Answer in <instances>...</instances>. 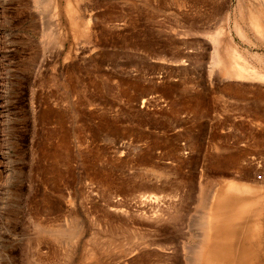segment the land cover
<instances>
[{"label":"rangeland","instance_id":"374dc122","mask_svg":"<svg viewBox=\"0 0 264 264\" xmlns=\"http://www.w3.org/2000/svg\"><path fill=\"white\" fill-rule=\"evenodd\" d=\"M241 260L264 264V0H0V264Z\"/></svg>","mask_w":264,"mask_h":264},{"label":"bare ground","instance_id":"6f19581e","mask_svg":"<svg viewBox=\"0 0 264 264\" xmlns=\"http://www.w3.org/2000/svg\"><path fill=\"white\" fill-rule=\"evenodd\" d=\"M258 75H259V74H258ZM259 97H260V96H259ZM240 176H241V175H240ZM242 176H243V175H242ZM250 187H251V186H250ZM260 187H261V186H260ZM260 187H259V188H260ZM229 188H230V189H234V190H236V191H239V190L241 191V190H245V189L247 188V186H245V185H234L233 188H232V187H229ZM261 189H262V188H261ZM250 192H251V191H250ZM231 194H232V193H231ZM259 194H260V193H259ZM259 194H258V195H259ZM233 195H234V194H233ZM233 195H231V196H233ZM247 195H248V194H247ZM247 195H245V196H247ZM253 195L256 196V193H254V194L252 193V196H253ZM258 195H257V197H259ZM255 196H254V198H253V197H252V198H253V199L257 198V197H255ZM260 196H261V195H260ZM233 197H234V196H233ZM241 197H244V195L241 196ZM250 197H251V196H250ZM250 197H249V198H250ZM218 198H219V197H218ZM229 198H231V197L228 196V199H229ZM236 198H238V196H237ZM236 198H234V199H236ZM214 199H215V198H214ZM221 199H222V198H221ZM228 199H226L227 202L229 201ZM231 199H232V198H231ZM239 199H240V198H239ZM242 199H243V198H242ZM253 199H252V200H253ZM222 200H223V203L226 202V201H224V199H222ZM222 200H221V201H222ZM232 200H233V199H232ZM244 200H245V199H244ZM244 200H243V201H244ZM259 200H260V199H259ZM212 201H213V199H212ZM233 201H235V200H233ZM241 201H242V200H241ZM250 201H251V200H250ZM218 202H219V200H218ZM218 202H217V205H220V203L218 204ZM230 202H231V201H230ZM230 202H229V204H230ZM261 202H262V201H261ZM238 203H239V202H238ZM253 203H254V201H253ZM253 203H251V204H253ZM221 204H222V202H221ZM229 204H228V205H229ZM241 204H242V203H241ZM249 204H250V202H249ZM233 205H234V204H233ZM243 205H244V203H243ZM245 205H246V204H245ZM259 205H260V204H259ZM215 206H216V205H215ZM225 206H226V205H225ZM239 206H240V205H239ZM254 206H256V205H254ZM260 206H261V205H260ZM219 207H220V206H219ZM234 207H236V206L234 205ZM244 207H245V206H244ZM210 208H211V207H210ZM220 208H222V207H220ZM227 208H228V206H227ZM249 208H250L249 210L251 211V207H249ZM257 208H258V207H257ZM259 208H260V207H259ZM259 208H258V209H259ZM217 209H219V208H217ZM230 209H231V208H230ZM235 209H236V208H235ZM235 209L232 208V212H233V210H235ZM244 209H245V208H244ZM244 209H242V210H244ZM253 209H255V208H253ZM260 209H261V208H260ZM210 210H211V209H210ZM237 210H238V209H237ZM247 210H248V209H247ZM212 211H213V210H212ZM219 211H220V210H219ZM240 211H241V210H240ZM217 212H218V211H217ZM229 212H230V210H229ZM248 212H249V211H248ZM248 212H247V213H248ZM255 212H256V214H257L258 211H256V210L254 211V210H253V212H252V216L255 214ZM211 213H212V212H211ZM227 213H228V212H227ZM242 213H243V211H242ZM250 213H251V212H250ZM250 213H248V214H250ZM248 214H247V215H248ZM213 215H214V214H213ZM228 215H229V214H228ZM231 215H233V214H231ZM215 216H218V215H215ZM235 216L237 217V213L235 214ZM235 216H233V218H235ZM254 216H255V215H254ZM254 216H253V217H254ZM231 217H232V216H231ZM231 217H230V218H231ZM238 217H239V215H238ZM216 218H217V217H216ZM230 218H229V216H228V219H230ZM240 219H242V218H240ZM245 219H246V218H245ZM252 219H253V218H252ZM254 219H255V218H254ZM74 220H75V219H74ZM225 220H226V218H225ZM230 220L232 221V219H230ZM230 220H228L227 223H229ZM235 220H237V219H235ZM246 220H247V219H246ZM233 221H234V220H233ZM252 221H253V220H252ZM72 223L75 224V222H72V220H71V224H72ZM224 223H225V222H224ZM230 223H231V222H230ZM233 223H235V222H233ZM73 224H72V225H73ZM240 224H241V223H240ZM240 224H239V226H240ZM243 224H244V223H243ZM250 224H251V223H250ZM253 224H255V223H253ZM72 225H71V226H72ZM229 225H230V224H228V226H229ZM231 225H232V224H231ZM226 226H227V225H226ZM249 226H250V225H249ZM251 226H252V225H251ZM253 226H254V225H253ZM235 227H236V225H235ZM240 227H241V226H240ZM243 227H245V225H244ZM227 228H228V227H227ZM250 228L252 229V228H254V227H250ZM236 229H237V228H236ZM242 230H244V229H242ZM240 231H241V230H240ZM240 231H239V232H240ZM244 231H245V230H244ZM251 231L253 232V230H251ZM230 232H231V231H230ZM48 233H49V232H48ZM55 233H56V232H55ZM55 233L52 234V235H55ZM249 234H251V233H250V230H249ZM52 235H51V236H52ZM57 235H58V234H57ZM229 235H230V234H229ZM236 235H237V234H236ZM238 235H239V237H240V234H238ZM243 235H244V234L242 233L241 237H243ZM247 235H248V233H247ZM224 236H225V235H224ZM56 237H57V236H54V238H56ZM242 240H244V239H242ZM240 241H241V240H240ZM241 242H242V241H241ZM226 244H228V243L226 242ZM240 244H241V243H240ZM226 246H228V245H226ZM236 247H237V246H236ZM223 249H224V248H223ZM224 250H225V249H224ZM236 250H237V249H236ZM241 250H242V249H241ZM207 256H209V255H207ZM240 257H241V256H240ZM223 258H224V257H223ZM236 258H238V257H236ZM211 260H212V258H211ZM221 260H222V259H221ZM239 260H240V259H239ZM236 261H237V260H236ZM241 261H242V260H241ZM212 262H213V261H212ZM212 262H211V263H212ZM233 262H234V261H233ZM238 262H239V261H238ZM207 263H208V262H207ZM213 263H214V262H213ZM234 263H235V262H234ZM208 264H209V263H208ZM222 264H223V262H222ZM242 264H243V261H242Z\"/></svg>","mask_w":264,"mask_h":264}]
</instances>
